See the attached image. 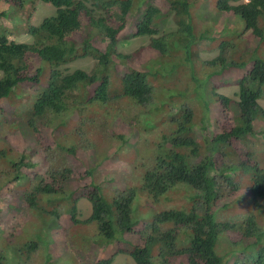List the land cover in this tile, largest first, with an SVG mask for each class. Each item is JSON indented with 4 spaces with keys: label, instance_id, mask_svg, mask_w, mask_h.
<instances>
[{
    "label": "trees",
    "instance_id": "obj_1",
    "mask_svg": "<svg viewBox=\"0 0 264 264\" xmlns=\"http://www.w3.org/2000/svg\"><path fill=\"white\" fill-rule=\"evenodd\" d=\"M122 255L264 264V0H0V264Z\"/></svg>",
    "mask_w": 264,
    "mask_h": 264
},
{
    "label": "rangeland",
    "instance_id": "obj_2",
    "mask_svg": "<svg viewBox=\"0 0 264 264\" xmlns=\"http://www.w3.org/2000/svg\"><path fill=\"white\" fill-rule=\"evenodd\" d=\"M7 12H8L7 13L8 19L13 22L14 19L12 18L11 11L8 10ZM32 12L34 15V22L38 23L42 19H44V17H47L49 15L54 14L56 12V7H54L48 3H43L42 1H40V2L37 1V8L35 10H32ZM22 15L24 16L25 13ZM9 20L4 19V22L11 23ZM17 33H20V35L16 36L18 41H29L31 39L30 36H27L26 34H24L25 32H17ZM13 37H15V36H13ZM147 42H148L147 36L134 37L130 40V43L124 44L122 49L124 51H127V52L133 51V50L137 49L138 47L147 44ZM151 54H152V57H154V56L158 55V52L152 51ZM202 55L204 57L209 56L207 53L206 54L202 53ZM93 65H94V60L92 58H89V59L85 58V59L78 60L76 62L69 63L68 67L74 68L76 66H80L81 68H84L86 70H90L93 67ZM235 90H236V87H231V88L225 89V92L233 94V92ZM121 124H123V123L118 121L115 125L122 126ZM93 129L95 130V132H93L92 134L86 135L84 138L86 139L87 137L89 138V137L93 136L95 139H98L97 147L100 148V151H102L104 154H106V150L111 149L112 144H113L114 150L109 152L110 157H112V154L115 151V144H117V143H114L113 141H111L110 138H107L108 140L104 141L103 143L101 142L99 134H101V135H105V134H104L103 128L100 125V122H96V125L93 127ZM141 131H143V133L146 137L153 138L154 140L161 135L159 128H157V127H154L152 131H146V127H144V128H142ZM89 139L92 140L91 138H89ZM87 141H89V140H87ZM143 144H144V142L141 141V146H143V148H146L147 145L146 144L143 145ZM140 153L143 155H147L148 151L146 149H140ZM86 154H90V153L86 152ZM117 159L122 161L120 158L114 159L110 168L101 169V174H100V178L102 180L101 181L102 186L109 189L110 191H115V192H116V188L118 186H121V188H123V185H121L122 180H123V175H124V173L129 171V167L126 168V166L127 165L132 166L131 164L124 162V161H122L123 163H121ZM109 176H111L112 179L108 180L107 177H109ZM81 204H82V208H83L84 212L88 213L89 203L83 199ZM232 261H233V258H231L228 263L231 264ZM113 264H135V263H134V261L130 255L129 256L122 255L119 258H117L116 262Z\"/></svg>",
    "mask_w": 264,
    "mask_h": 264
}]
</instances>
